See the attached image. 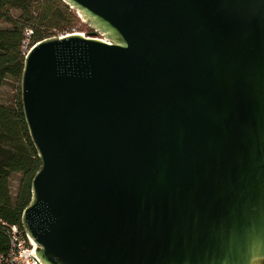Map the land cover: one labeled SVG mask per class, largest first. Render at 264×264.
I'll list each match as a JSON object with an SVG mask.
<instances>
[{"label": "water", "instance_id": "obj_1", "mask_svg": "<svg viewBox=\"0 0 264 264\" xmlns=\"http://www.w3.org/2000/svg\"><path fill=\"white\" fill-rule=\"evenodd\" d=\"M93 32L24 58L42 264H264V0H63Z\"/></svg>", "mask_w": 264, "mask_h": 264}, {"label": "trees", "instance_id": "obj_2", "mask_svg": "<svg viewBox=\"0 0 264 264\" xmlns=\"http://www.w3.org/2000/svg\"><path fill=\"white\" fill-rule=\"evenodd\" d=\"M79 21L76 12L63 0H0V92L8 77L18 79L20 89L13 106L0 102V252L7 251L10 245L6 223L23 229L22 213L31 199L32 179L40 166L21 102L20 83L26 56L22 42L35 44L72 31L78 28ZM15 173L21 177L13 194L10 178Z\"/></svg>", "mask_w": 264, "mask_h": 264}, {"label": "built area", "instance_id": "obj_3", "mask_svg": "<svg viewBox=\"0 0 264 264\" xmlns=\"http://www.w3.org/2000/svg\"><path fill=\"white\" fill-rule=\"evenodd\" d=\"M71 32H82L78 28L58 35L70 34ZM31 30L28 31V34ZM86 35L90 32H84ZM34 44L29 43L28 40H23L22 49L25 55L32 48ZM9 236V249L5 252H0V264H42L39 259L36 249V243L29 238L24 229L17 224L6 223Z\"/></svg>", "mask_w": 264, "mask_h": 264}, {"label": "rangeland", "instance_id": "obj_4", "mask_svg": "<svg viewBox=\"0 0 264 264\" xmlns=\"http://www.w3.org/2000/svg\"><path fill=\"white\" fill-rule=\"evenodd\" d=\"M14 13H16L14 11ZM77 27L80 31L88 32L90 27L87 26L81 19L77 23ZM93 32V31H92ZM91 33V31H90ZM19 81L16 78L8 77L1 88L0 92V102L5 104L6 106H13L15 103V97L19 93ZM21 174L15 173L10 178V188L12 193L14 194L19 185Z\"/></svg>", "mask_w": 264, "mask_h": 264}]
</instances>
